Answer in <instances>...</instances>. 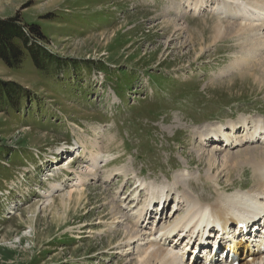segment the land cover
Returning a JSON list of instances; mask_svg holds the SVG:
<instances>
[{"label": "rangeland", "instance_id": "obj_1", "mask_svg": "<svg viewBox=\"0 0 264 264\" xmlns=\"http://www.w3.org/2000/svg\"><path fill=\"white\" fill-rule=\"evenodd\" d=\"M197 1L0 0V22L18 17L28 35V26H38L44 38L33 41L66 65L41 72L26 54L16 69L0 60V93L15 86L22 95L16 106L0 105V264H135L140 248L116 245L118 231L134 230L126 217L143 206L146 193L134 191L137 182L173 187L183 174L179 179L192 180L200 192L209 190L207 203L218 188H228L223 174L216 187L199 159L198 150L220 145L200 148L197 136L241 117L264 119V48L252 43L261 35L237 38L232 30L215 41L218 23L239 21L219 16L216 3L196 12ZM66 144L78 159L62 170ZM93 147L102 159L88 173ZM224 153L217 152L218 160ZM51 158L59 163L55 172L48 170ZM250 169L232 173L228 192L251 188ZM79 188L91 197L76 213L63 219L60 209L41 211L46 195L55 199ZM138 193V205L130 203ZM36 204L32 214L27 208ZM104 208L121 224L113 216L101 222ZM172 210L171 199L167 216Z\"/></svg>", "mask_w": 264, "mask_h": 264}, {"label": "bare ground", "instance_id": "obj_2", "mask_svg": "<svg viewBox=\"0 0 264 264\" xmlns=\"http://www.w3.org/2000/svg\"><path fill=\"white\" fill-rule=\"evenodd\" d=\"M212 1L214 0H199L195 10H201L204 7L207 8L208 3ZM234 1L236 2V4L234 3ZM215 2L219 3L218 4L219 10L223 11V13L220 15H224L228 18H231L232 16H237V18L240 19L241 21L250 22L244 25H235L228 23L225 28L222 27L221 23L219 24L217 22L218 25L216 26L217 28H215L214 31L215 41L222 38V35H226L227 34L226 30L227 31L232 30V33H234L237 38L238 36H242V35L244 36L245 34L249 35V37L250 35H254L255 37H258L260 36V32L264 31V0H253L255 4L260 3V5H256V6H252L251 3L249 4L247 2L240 3L239 0H215ZM263 35L264 34L261 33L262 37L252 40L253 41L252 43L255 45V47L264 48ZM246 37L248 38V36ZM259 65L264 66V61L260 62ZM241 121L242 119H240V121L234 124L231 125L229 124L230 126H228V128L230 129L231 127L234 128L238 126L241 123ZM243 121L244 122H242V126L244 124H247L246 122H248L247 120H243ZM250 124L251 126H253L252 131H248L246 135H243L244 129H242L241 135L238 136L237 134L239 133V130L243 128L240 127L238 131H236V133L233 135L232 139H226L224 140V142H228L230 144V148L233 147L232 149L240 148L245 145H253V144H260L264 146V121L262 120L256 122L252 121V123ZM223 130L224 127L222 126L209 129L207 131V134L205 136H202V142L198 144L200 148L204 149L206 137L211 136L212 134H215V136L217 137V135L223 134L222 133ZM257 135H259L260 138L255 139L253 141L254 137ZM83 149H85L84 145H83ZM228 151L229 149L225 150V153L221 156L220 160H218L219 158L217 155V152H219L218 150L210 151L207 153H205V151L198 150V152L201 153V155H199V159L204 160L208 167L207 168L208 174H210L211 178L213 179L211 181L213 182L214 180H217L216 178L219 177V174H223L224 182H225L224 185H226L227 183H229V185L228 188L226 186L221 189L223 191L222 193L218 192L215 197L212 196L213 202L210 199L212 202L210 204L203 203V201L206 200V196L204 195L200 196L199 199L191 198L190 196H186L185 194L180 195V197H178V202L176 204L175 213L181 215L176 218H168L166 220L165 219L161 220V218H159L157 224H154V223H150L149 221L150 216H149L148 222L145 223L148 215H151L152 213V210H148L149 207L152 206H154V208L162 207L163 210V207L167 203L169 196L173 194L174 195L178 194L180 190L184 187H188L193 192H196L197 189L195 187L197 185L192 183V180H183V179H179L181 177H177L176 179H174L173 187H170L169 185L151 186V185H145V183L143 182L141 183L137 182L138 183L137 188H135L134 191H136L137 189H142L145 191L146 197L143 203L146 205L141 209H139L138 211H136L135 219L126 217V221H130V223L133 220L132 225L134 227V230L127 227L124 229V231H120L121 233L118 231V233L122 235L121 236L122 239L116 245V249L123 250L126 249L129 245L131 246L134 245L133 249L140 248L135 258L136 259L135 264H189L184 262L185 253H182L181 250L177 251V252L180 251L181 253H176L173 250L179 248L182 241H185L184 248L187 249L189 245L188 243L193 239V236L190 235V232L192 230L200 231L201 228L204 229L203 226L205 225H203V219L206 214H210L211 218H219L222 222L228 223L239 219V217L244 214L243 206L245 204H250V205L256 204L258 206H264V148L251 146L249 147V149H244L237 153H229ZM100 154H101L100 148L93 147L92 151L89 154V162L91 163V166L86 168L84 165V167L86 168V170L83 168L85 172L91 173L95 169L93 165H95L99 161ZM71 161L72 159L69 158L68 163H70ZM113 162L114 160L102 161L100 162L102 163V167L100 166V168L98 169H102V168L104 169ZM242 167L251 168V175L253 179V185L251 189L247 191H242L240 188V189H236L232 193H227L233 187V183L231 182L232 173L233 174L238 173L239 169H241ZM72 172L75 173L74 171ZM115 175L116 174L112 175V178ZM131 179L130 178L127 179L126 184L129 182H133L131 181ZM99 181L100 180H98V182ZM108 181L109 180H107V182ZM214 184L216 187H221L220 186L221 183H218L217 181H214ZM57 187L58 185H50L51 190H56ZM80 189L81 188L76 189V191L73 190L55 199L50 198L49 194L48 196L46 195L47 198L46 201L42 204L41 206L42 208H40L41 211L43 213H46L48 211L54 212L57 211L56 209H60L62 210L63 213L62 218L65 219L69 213L75 211L77 212L81 206L85 207L86 205H88L91 195L90 196L87 195V192L91 190L89 189L80 190ZM136 199H138V197ZM155 203L156 205H154ZM37 208H38V204L32 205L27 209L28 211H31L32 214H35ZM153 211H157V209ZM101 213H102V219L100 220L101 222H103L102 220L106 221V219L108 220L109 218H112L111 216L114 215L113 212H111V214L106 213L105 208ZM53 215L55 216V214ZM111 220L115 223L121 224V220L119 222L116 216L115 217L113 216V219ZM58 222H60V220ZM122 245H124V247ZM169 246H172V248L168 250L167 248H169ZM237 246H239V244H237ZM250 246L252 245L247 244L245 247H243L244 252H246L247 254L246 256L239 257V260L243 261L242 264H264V255H259L260 253L258 254L255 251V249H251ZM133 252H127L125 255L133 256ZM200 263L203 264L202 261H200ZM200 263L198 261H195L193 264H200Z\"/></svg>", "mask_w": 264, "mask_h": 264}, {"label": "trees", "instance_id": "obj_3", "mask_svg": "<svg viewBox=\"0 0 264 264\" xmlns=\"http://www.w3.org/2000/svg\"><path fill=\"white\" fill-rule=\"evenodd\" d=\"M28 32L31 35L26 33L18 17L0 22V60L7 68H18L22 64L25 54L31 58L34 68L41 72L66 67L63 62L50 55L44 47L33 41V36L38 40L44 38L38 26H28ZM2 91L0 93V105H3V100H5L7 106H16L18 103L16 98L22 97L21 92L17 91L15 86L12 89L2 87ZM13 98L16 99L14 103H12Z\"/></svg>", "mask_w": 264, "mask_h": 264}]
</instances>
